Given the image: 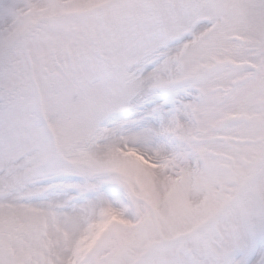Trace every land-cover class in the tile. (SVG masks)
Masks as SVG:
<instances>
[{"label": "snow or ice", "instance_id": "1", "mask_svg": "<svg viewBox=\"0 0 264 264\" xmlns=\"http://www.w3.org/2000/svg\"><path fill=\"white\" fill-rule=\"evenodd\" d=\"M0 264H264V0H0Z\"/></svg>", "mask_w": 264, "mask_h": 264}]
</instances>
